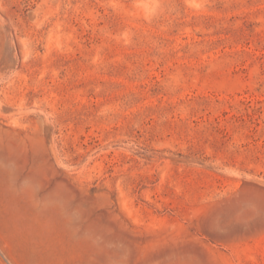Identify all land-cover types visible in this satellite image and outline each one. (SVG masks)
I'll return each instance as SVG.
<instances>
[{"label":"rangeland","instance_id":"obj_1","mask_svg":"<svg viewBox=\"0 0 264 264\" xmlns=\"http://www.w3.org/2000/svg\"><path fill=\"white\" fill-rule=\"evenodd\" d=\"M0 264H264V0H0Z\"/></svg>","mask_w":264,"mask_h":264}]
</instances>
